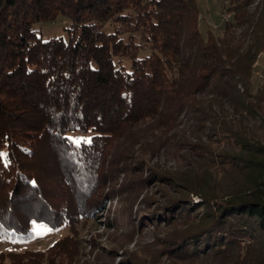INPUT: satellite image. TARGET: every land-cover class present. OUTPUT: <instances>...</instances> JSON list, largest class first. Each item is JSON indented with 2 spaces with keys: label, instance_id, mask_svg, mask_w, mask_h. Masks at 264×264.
<instances>
[{
  "label": "trees",
  "instance_id": "16d2710c",
  "mask_svg": "<svg viewBox=\"0 0 264 264\" xmlns=\"http://www.w3.org/2000/svg\"><path fill=\"white\" fill-rule=\"evenodd\" d=\"M200 1L0 0V238L76 232L132 187L115 181L133 154L138 183L178 191L149 219L174 227L171 264H264V0H226L219 33ZM56 21L65 34L43 39L36 25ZM222 139L230 150L215 152ZM172 148L217 157L226 190L197 166L150 163ZM72 239L0 251V264H73Z\"/></svg>",
  "mask_w": 264,
  "mask_h": 264
},
{
  "label": "rangeland",
  "instance_id": "374dc122",
  "mask_svg": "<svg viewBox=\"0 0 264 264\" xmlns=\"http://www.w3.org/2000/svg\"><path fill=\"white\" fill-rule=\"evenodd\" d=\"M227 5L226 0H201L199 17L201 23L211 26L215 33H219V24L229 18V14L224 11ZM42 29L41 36L47 39L53 35H64L60 21L53 24L38 23L36 25ZM264 79V52H262L256 62L253 73V89H255ZM77 140L89 142L87 135L79 136ZM226 140L222 139L218 143L211 145L215 152L230 150ZM130 155V154H129ZM127 162L130 164L129 172L121 170L116 178V186H126L127 183L133 187H127L124 193H118L114 199H105L104 206L95 213L93 219L84 220L80 218L76 225V232L72 233L69 226L64 224L57 230H52L46 226L34 225L32 232L27 237H2L0 238V251H21L25 249L46 250L52 243L68 234H73L72 248L73 264H171V260L161 252L164 248V240H168L175 231L173 226L162 223L153 226L149 219L162 212V206L170 197L178 196V191L171 186H162L160 183L152 185L138 183L139 178L146 176L145 171L137 169L138 160L132 154ZM217 157L211 161L208 158L198 159L183 149H170L166 154L153 158L150 163L156 162L160 167L172 171H186L191 166L198 167L200 171L209 172L215 176L224 188V192L229 180L217 164ZM126 164V163H125ZM124 164V165H125ZM128 166V165H125ZM134 166V168H133ZM146 170V169H145ZM114 185V181L111 185ZM106 189H104V192ZM195 206L199 200L197 196H192ZM144 210V211H143ZM155 210H158L154 212ZM127 218L125 214H129ZM161 215L154 219L161 218ZM114 218L116 221L109 225L107 220ZM144 220L141 221L140 218ZM144 222V223H141ZM144 224V226H143ZM130 226V227H128ZM137 226L139 229H137ZM143 226V227H142ZM50 230L49 233L42 232V229ZM178 228V226L176 227ZM163 240V241H162ZM157 258L152 259V254ZM3 261V263L7 262ZM56 264H65L57 262Z\"/></svg>",
  "mask_w": 264,
  "mask_h": 264
},
{
  "label": "built area",
  "instance_id": "2783aa9c",
  "mask_svg": "<svg viewBox=\"0 0 264 264\" xmlns=\"http://www.w3.org/2000/svg\"><path fill=\"white\" fill-rule=\"evenodd\" d=\"M42 232H44V233H49L50 232V230H47V229H42Z\"/></svg>",
  "mask_w": 264,
  "mask_h": 264
},
{
  "label": "snow or ice",
  "instance_id": "6c2138e0",
  "mask_svg": "<svg viewBox=\"0 0 264 264\" xmlns=\"http://www.w3.org/2000/svg\"><path fill=\"white\" fill-rule=\"evenodd\" d=\"M0 155H6V154H0Z\"/></svg>",
  "mask_w": 264,
  "mask_h": 264
}]
</instances>
